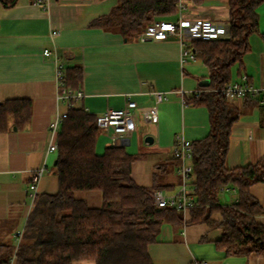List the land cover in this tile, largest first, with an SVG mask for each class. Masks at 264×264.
<instances>
[{
  "label": "crops",
  "instance_id": "0c3cea01",
  "mask_svg": "<svg viewBox=\"0 0 264 264\" xmlns=\"http://www.w3.org/2000/svg\"><path fill=\"white\" fill-rule=\"evenodd\" d=\"M117 3L118 0H20L11 8L0 3V103L30 99L33 104L31 120L24 129H17L11 122L10 130L0 133V243L11 239L15 245L19 243L16 235L23 232L33 208L27 188L35 171L47 165L38 193L58 189L55 169L44 176L57 159L56 153H48L49 125L57 112L68 111L67 102L57 99L56 57L65 70L82 67L83 96L74 104L93 116L109 108H123L127 98L142 107L152 106L155 101L151 91L170 92L168 99L157 105V123L146 122L140 111L135 112L136 128L126 147L130 154L141 156L133 165L134 180L141 186L152 188L153 176L158 174L160 184L169 187L164 191L178 189L182 179L172 158L177 137L195 142L210 133L209 110L183 103L205 87V81L210 82L209 68L202 61L188 58L182 63L183 49H190L192 44L189 35L184 44L177 36L154 41L144 29L127 40L119 32L90 27L93 20L108 15ZM258 13L260 33L250 36L249 51L242 63L232 68V81L245 75L257 92L229 102L242 108L243 114L232 129L228 169L246 167L264 156V3ZM229 17L228 0H188L185 9L169 22L182 19L227 26ZM46 49L52 54L44 55ZM147 137H152L153 142H147ZM114 143L119 142L101 131L97 154L102 155ZM251 194L264 209V184L254 185ZM90 198L101 203L96 194ZM184 218L189 222L190 213ZM212 219L213 225L200 223L180 229L164 223L157 241L149 247L154 264H264V257L256 254L227 256L220 250L217 243L222 238V216L216 213ZM256 220L264 224V214Z\"/></svg>",
  "mask_w": 264,
  "mask_h": 264
},
{
  "label": "trees",
  "instance_id": "16d2710c",
  "mask_svg": "<svg viewBox=\"0 0 264 264\" xmlns=\"http://www.w3.org/2000/svg\"><path fill=\"white\" fill-rule=\"evenodd\" d=\"M20 0H0L11 8ZM38 1V0H33ZM202 2L203 0H197ZM229 36L215 40H194L190 51L210 71V82L187 105L205 106L210 114V133L192 142V166L189 184L195 187L196 206L191 220L172 207H158L154 192L169 188L154 174V185H139L133 177V165L141 158L127 151L121 143L97 154L101 130L95 116L85 108L71 107L64 117L58 136V189L38 193L18 245L0 243V264H154L149 247L157 241L164 223L176 229L186 225H213V215L222 220V238L217 243L227 256L264 257V224L256 217L264 214L251 194L256 184H264V156L246 167L228 169L232 129L243 114L242 108L229 103L222 93L232 81V68L241 64L250 49V36L259 31V7L264 0H228ZM178 0H118L106 15L93 20L91 28L115 31L131 40L156 21H170L179 11ZM264 37V35L262 34ZM229 38V39H228ZM64 84L80 91L81 66L65 71ZM30 99H8L0 103V133L10 130L11 122L24 129L32 117ZM176 161L179 168L180 162ZM80 192H98L101 203L92 206ZM226 195L229 197L227 200ZM235 197L232 199V197ZM229 201L221 204V199Z\"/></svg>",
  "mask_w": 264,
  "mask_h": 264
},
{
  "label": "built area",
  "instance_id": "2783aa9c",
  "mask_svg": "<svg viewBox=\"0 0 264 264\" xmlns=\"http://www.w3.org/2000/svg\"><path fill=\"white\" fill-rule=\"evenodd\" d=\"M188 0H178L177 8L179 13L185 9V3ZM43 2V0H38ZM146 34L154 41H165L171 36H177L179 41L184 44L186 34L189 35L191 41L194 40H215L226 38L229 36L228 26H221L212 22L200 21H184L179 19L177 22L169 21H156L150 24L146 30ZM57 32H53L56 35ZM52 52L48 49L44 50V55L49 56ZM196 59L194 54L189 49H183L182 63L187 60ZM65 69L59 58H55V80L57 83V99L67 102L68 109L71 107L72 102L82 98L81 91H73L64 84ZM204 90H197L192 94L198 98ZM257 90L249 83L247 76H242L239 81H231L226 87L223 88L222 93L228 102L242 100L247 95L256 93ZM170 92L151 91L155 104L152 106L142 107L136 101L127 98L123 108L114 109L109 108L101 115L95 116V122L101 131L110 134L113 141H117L125 145L131 138L136 128L135 112L140 111L144 121L150 123H157L159 120L157 105L168 99ZM183 94V91H182ZM183 103H186L183 100ZM67 113L61 114L57 112L55 118L49 125V146L48 153L58 154V136L62 121ZM193 154V145L191 141L186 140L184 137H177L172 158L180 162L178 172L181 176V184L178 189L174 191L157 190L154 192V201L158 207H172L182 212L184 215L190 213L195 208L196 202L193 196L195 187L189 184L190 175L193 172L191 163ZM47 165L44 164L41 168L35 171L32 175L31 182L28 185V197L34 204V200L38 195V185L46 170ZM33 207V206H32ZM21 234L16 235L19 242ZM201 264V263H196ZM202 264H206L205 262Z\"/></svg>",
  "mask_w": 264,
  "mask_h": 264
},
{
  "label": "rangeland",
  "instance_id": "374dc122",
  "mask_svg": "<svg viewBox=\"0 0 264 264\" xmlns=\"http://www.w3.org/2000/svg\"><path fill=\"white\" fill-rule=\"evenodd\" d=\"M233 79H235V78H233ZM238 80H240V79H238ZM238 80H233V82H236ZM104 151H105V149H104ZM53 171H54V167H53V165H50L48 171L45 173L44 176H47L49 173L53 174ZM91 194H96V196L98 197L99 201L101 200V195L98 192H91V193H89V192H80V193H77V197L88 199L92 206L100 205V203L92 201V199L90 198ZM234 198L235 197L233 196L232 199H234ZM228 202L229 201L225 200L224 198L221 199V204L222 205H227ZM10 242H12V239H11Z\"/></svg>",
  "mask_w": 264,
  "mask_h": 264
},
{
  "label": "water",
  "instance_id": "95a60500",
  "mask_svg": "<svg viewBox=\"0 0 264 264\" xmlns=\"http://www.w3.org/2000/svg\"><path fill=\"white\" fill-rule=\"evenodd\" d=\"M229 39V38H228ZM209 84V80H207V81H205V83L203 84L204 86H207ZM14 129H16V127H14ZM146 141L147 142H153V138L152 137H147L146 138ZM128 143H129V140L127 141V143L125 144V146H127L128 145ZM57 164V159L55 160V165ZM227 198H228V196H227Z\"/></svg>",
  "mask_w": 264,
  "mask_h": 264
}]
</instances>
